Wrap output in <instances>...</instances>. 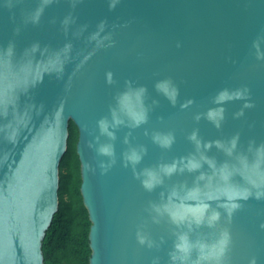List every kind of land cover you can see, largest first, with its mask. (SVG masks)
I'll list each match as a JSON object with an SVG mask.
<instances>
[{
    "label": "water",
    "instance_id": "obj_1",
    "mask_svg": "<svg viewBox=\"0 0 264 264\" xmlns=\"http://www.w3.org/2000/svg\"><path fill=\"white\" fill-rule=\"evenodd\" d=\"M41 2L16 0L11 10H0V59L9 42L13 64L31 58L33 65L71 45L61 72H43L26 88L11 77L5 81L0 69V264H44L42 241L58 210L70 121L78 128L80 191L91 221L89 264H173L177 233L211 243L225 229L230 243L221 264H249L253 258L264 264V198L238 200L230 216L223 197L209 200L219 219L188 231L167 216L154 221L150 205L163 202L173 187H191L201 172L211 175L209 165L202 161L198 170L163 176L151 191L140 175L174 160L179 168L182 157L199 158L201 152L217 166L234 163L237 154L251 160L249 146L264 144V55L256 54V45L264 54V0H119L111 8L109 0H51L32 23ZM69 14L74 20L65 30L61 22ZM101 22L99 36L108 39L97 46L90 36ZM164 80L177 89L175 103L157 88ZM128 87L145 89L147 119L109 128L110 138L98 121L111 119L115 96ZM224 89H247V95L214 102ZM215 108L223 109L219 127L205 115ZM193 131L199 152L189 139ZM156 133H170L171 145L154 142ZM234 136L232 156L214 143L203 147L216 140L227 144ZM104 144L112 146L111 156L98 151ZM141 147L134 166L124 159L129 149ZM230 179L251 187L240 174ZM198 183L203 187L205 181ZM196 256L193 249L189 259Z\"/></svg>",
    "mask_w": 264,
    "mask_h": 264
},
{
    "label": "clouds",
    "instance_id": "obj_2",
    "mask_svg": "<svg viewBox=\"0 0 264 264\" xmlns=\"http://www.w3.org/2000/svg\"><path fill=\"white\" fill-rule=\"evenodd\" d=\"M16 0H0V10H11L15 5ZM51 0H42V2L33 10L30 20L36 23L42 13L43 7L50 3ZM119 0H109V7H114ZM74 18L69 14L62 20V24L67 26L72 23ZM103 22L98 25V30L91 34L90 39L95 40L97 46L102 44L103 40L108 39V36L100 37L99 32L103 30ZM70 44H65L63 49L50 55L44 61H38L33 65L32 59L13 64L11 62V54L13 45L9 42L4 56L0 59V69L3 70L5 81L9 77L18 81V85L27 87L29 84L34 85L41 79L43 72L57 73L62 71L64 59L67 58V53L70 49ZM37 45H32L31 51H35ZM257 57L264 55L259 50V45H256ZM63 54V58H62ZM107 79L111 82V73L107 74ZM17 86V85H16ZM15 87V86H13ZM12 87V88H13ZM157 88L162 91L168 99L175 103L177 89L170 81L164 80L157 84ZM145 89L143 87L132 88L128 87L126 90L118 93L114 100L115 104L110 109L111 119L102 118L98 121L100 131L110 138L114 137V133L109 131V128H115L120 124L128 123L130 126H137L147 119V109L143 102ZM247 95V89H236L228 91L227 89L221 90L215 97L214 102L220 103L225 100L233 98H243ZM190 103V101H189ZM245 106H250L246 104ZM206 118L212 121L216 127H219L220 121L223 119V109L215 108L210 109L205 114ZM199 116H197V119ZM189 139L195 142L196 149L199 152L201 142L197 138L196 132L193 131ZM154 142L160 144L162 147H169L173 141L172 135L156 133L153 135ZM215 144L217 148L223 150L226 155L232 156L236 148L237 137H232L227 144L221 140L212 142H205L203 147L205 149ZM98 151L102 154L112 155V146L110 144L101 145ZM144 151L143 147L139 150L131 148L124 155V159L131 163L133 166L141 159V154ZM249 151L253 153L252 159L249 160L247 155L237 154L234 163L228 161L222 162L219 166L216 165L214 159L207 157L204 153H200L199 158L195 155H190L187 158H181L179 168L177 161L170 164H162L158 170L146 168L143 169L140 175L142 176L141 183L146 190L151 191L157 185L163 183V176H170L176 171H194L201 168V162H206L212 169V174L207 175L203 172L196 177V181L191 187L184 184L180 185L177 189L173 187L168 196L163 202L159 204H151V210L156 213L153 220H157L159 216H167L168 220L180 227L185 226L188 231H191L193 226L199 227L201 224H207L209 227L213 226L219 219L220 213L216 209H210L209 200L224 198L225 203L221 206L225 208L226 213L230 216L231 213L239 207L237 203L240 199H248L254 196L256 199L264 198V144H259L253 150L251 145ZM233 174H240L251 187L243 186L240 184L232 183L231 176ZM215 178V179H214ZM204 180L203 187L198 181ZM252 189H255L253 191ZM226 193H231L230 195ZM191 201V203H190ZM264 228V224H261ZM137 238L141 243L145 242L146 237L139 232ZM151 246V241H148ZM230 243V236L228 231L222 230L218 237L211 243L203 240H191L188 232H179L176 234L174 242V251L170 253V258L175 264L179 261L180 264H221L222 257L224 256L228 245ZM193 249L196 250V259L190 260ZM249 264H255V259H251Z\"/></svg>",
    "mask_w": 264,
    "mask_h": 264
},
{
    "label": "trees",
    "instance_id": "obj_3",
    "mask_svg": "<svg viewBox=\"0 0 264 264\" xmlns=\"http://www.w3.org/2000/svg\"><path fill=\"white\" fill-rule=\"evenodd\" d=\"M78 128L68 125L67 148L59 165L58 210L42 241L44 264H89L91 221L83 203Z\"/></svg>",
    "mask_w": 264,
    "mask_h": 264
}]
</instances>
